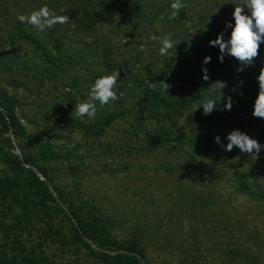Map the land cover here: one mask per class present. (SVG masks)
<instances>
[{
	"label": "rangeland",
	"instance_id": "obj_1",
	"mask_svg": "<svg viewBox=\"0 0 264 264\" xmlns=\"http://www.w3.org/2000/svg\"><path fill=\"white\" fill-rule=\"evenodd\" d=\"M109 2L117 8L113 19L89 35H73L77 28L72 25L64 39L70 56L63 55L58 67L50 68L44 54L31 51L30 33L39 30L18 20L29 10L0 1V176H13L27 202L37 200L30 190L38 200L44 199L29 187L27 173L13 175L14 160L29 156L34 161L32 169L47 180L57 203L50 201L33 214L0 220V242L5 228L22 234L21 238L11 236L12 245L26 248L8 249V256L20 259L34 252L38 264H106L72 240L64 210L74 203L90 218L103 219L115 237L137 233L150 264H236L235 255H225V243L231 248L252 235L264 242V201H251L238 190L239 183L247 180L264 194V150L256 159L235 146L226 152L214 137L219 135L226 144L227 134L239 129L264 144V118L252 115L259 91L257 76L264 72V44L243 72L237 71L235 58L225 57L221 63L219 49L209 46L208 41L232 20L233 7L240 0H183L172 30L162 23L169 19L172 0ZM139 4L149 5L150 10L140 9ZM136 11L142 17L134 16ZM190 31L196 33L187 34L189 47L182 39ZM167 33L182 41L161 57L159 45L150 36ZM12 48L27 54L12 59ZM206 55L211 62L202 65ZM202 66L207 67L209 80L202 78ZM117 69L118 99L107 105L97 102L94 119L77 118L76 104L88 99L97 74ZM149 71L158 74L150 77ZM219 81L226 82L223 93L228 92L232 100L245 99L246 105L235 112L225 110L217 93L220 111L204 115L192 99L180 108L178 118L169 109L149 103L143 94L149 88L186 100L196 92L210 95L212 83ZM123 108L136 113L114 119L95 135L90 133L96 123L105 122L108 113ZM9 112L20 126L6 123L4 116ZM156 118L172 132L159 144L148 136ZM197 127L202 132L212 130L208 146ZM40 142L52 143L60 157H43L46 152ZM189 162L193 171L186 167ZM201 162L215 163L217 169L205 170ZM14 209L16 214L19 208ZM25 224L30 230L21 232Z\"/></svg>",
	"mask_w": 264,
	"mask_h": 264
},
{
	"label": "trees",
	"instance_id": "obj_2",
	"mask_svg": "<svg viewBox=\"0 0 264 264\" xmlns=\"http://www.w3.org/2000/svg\"><path fill=\"white\" fill-rule=\"evenodd\" d=\"M2 1V0H0ZM5 2H10L17 8L24 9L26 8L31 13L33 10L38 9L42 6H47L53 11H59L60 9H67L66 14L69 16V21L65 24H57L53 28L48 29L46 32L41 33L40 31H33L30 33V41L33 43L32 52H40L45 56L46 66L53 68L58 67L59 58L62 59V56H70L69 49L67 48V42H65L66 31L70 29L73 25L75 29L72 34L77 36L89 35L98 31L103 24H108L109 21L114 16V11L117 10L116 7L111 5L109 0H4ZM115 1V0H113ZM143 4L140 6V9L146 7L150 10V6ZM136 8V7H135ZM136 9H139L137 6ZM121 10V9H119ZM122 13V12H121ZM119 15V14H116ZM123 14H120L122 17ZM142 13L134 12V16L138 17ZM140 17V18H141ZM177 20H163V25L166 29L172 30L176 24ZM22 29V28H21ZM20 29V30H21ZM23 31H27L26 28ZM36 39L39 42H36ZM70 39V38H69ZM30 42V43H31ZM31 43V45H32ZM53 51V52H50ZM27 54V51L21 52V50L12 48L11 57L12 59L18 58V56H24ZM61 62V61H60ZM155 73V74H153ZM150 77H155L158 72L149 71ZM144 98L147 99L149 103L154 104V106H161L165 109H169L173 114L179 118L182 115L181 107L186 105L190 100H194L195 104L198 106L209 97V94H200L196 92L195 96L188 98L186 100L182 97L171 96L165 97L162 94L150 90L149 88L144 89ZM225 96H228V92H224ZM203 95V96H202ZM246 100H237L233 99V105L231 112L241 109L246 105ZM202 109V107H198ZM172 109V110H171ZM221 106L213 111H220ZM203 110V109H202ZM136 113V110L132 108H123L118 110H113L106 115L105 122H98L93 126V129L90 133L93 135L104 130V127L108 126L114 119L129 117ZM137 114L142 118L143 113L137 112ZM5 117L7 124L18 125L19 122L16 120L14 114L9 112ZM171 119L170 115H167ZM144 119V118H143ZM140 120V122H144ZM201 120V119H200ZM156 124L153 125V131L150 130L148 133L149 138L152 141H156L158 144L166 141L171 137V131L166 130L165 124L161 122L158 118L154 119ZM174 123V122H173ZM198 132L201 131L202 137L205 138L204 145L208 146L212 142V130L209 128L202 132V129L196 128ZM177 134H180L181 131H175ZM204 133V134H203ZM159 134V137L158 135ZM183 135V133H181ZM192 141V140H191ZM156 144V145H158ZM42 148L45 149V154L43 157H60L57 152H55L54 146L50 142H40ZM190 163V164H189ZM186 167L190 168L193 171L194 168L189 162ZM16 168H12L14 171L13 175L28 174L29 178V187H32L36 190L38 195L44 197V199H39L37 194L30 190V196L32 199L27 202V198L24 195V190L20 189L19 182L16 181L13 176H0V220L5 218H15L19 214L23 216L25 213L33 214L34 210L37 207L45 206L48 207V203L54 202L57 206L55 198L52 196V192L49 190L50 186L48 185L47 180H41L38 174L32 169L31 166L34 165V161L29 156H24L23 161L19 159L14 160ZM28 165L27 170L25 166ZM205 170L213 171L217 169V164L210 162H201L199 164ZM18 169V170H17ZM47 174L44 172L42 176L45 178ZM47 177V176H46ZM47 179V178H46ZM49 180V179H48ZM254 185H251L249 181L242 180L239 183L238 190L243 193V195L249 200H262L264 201V194L259 186L256 185V189L253 188ZM18 188V191L14 192ZM55 188V186H54ZM57 191V188H55ZM47 203V205H46ZM264 203V202H263ZM18 207L19 211L15 214L14 207ZM17 209V208H16ZM65 214L70 223L69 233L72 237V240L75 243H82L90 254L91 257L106 263V264H150V262L145 258L143 244L137 236V233H131L126 237H115L111 234L110 230L107 228V223L103 219H92L86 214L83 210V207L74 203H69L65 210ZM27 228H24V225L21 228V232L29 231L30 226L25 224ZM50 225V224H49ZM29 226V227H28ZM3 232V241L0 242V264H38L37 257H35L34 252L30 256H22L20 259L16 256L9 255V251L12 252L13 249L18 246L12 245L10 243L11 236L21 238L22 234H16L15 231H11L5 228L1 230ZM243 238V237H242ZM18 241V239H16ZM227 251L225 255L229 254L236 256V264H264V242L259 240L255 235L250 236L249 239H242L239 243H235L229 248L227 243L225 245ZM9 249V251H8ZM19 249L26 250L24 246L19 245ZM231 252H233L231 254ZM226 262V260H225Z\"/></svg>",
	"mask_w": 264,
	"mask_h": 264
},
{
	"label": "clouds",
	"instance_id": "obj_3",
	"mask_svg": "<svg viewBox=\"0 0 264 264\" xmlns=\"http://www.w3.org/2000/svg\"><path fill=\"white\" fill-rule=\"evenodd\" d=\"M169 7L168 18L175 20L184 7L183 0H172ZM66 10L62 8L59 11H53L45 5L33 10L28 15H19L18 20L21 23L31 24L41 33H44L57 24H65L69 21L70 18L66 14ZM231 15L232 20L226 21L224 29L214 39H210L208 43L209 46L219 49L217 58L221 63L225 57L235 58L238 63L237 71L243 72L253 64L254 59L259 55L260 45L264 44V0H240L238 5H234ZM163 18L161 16V19ZM189 33L196 32L185 33V38L182 40H187L190 47L191 39L187 35ZM150 39L159 45L158 54L161 57H167L169 52L175 50L177 44L182 41L175 40L172 33L152 34ZM140 51H144L143 45H141ZM210 62L211 56L206 55L203 58L202 65H207ZM202 74L204 80H209L207 67L202 66ZM119 77L120 72L118 69L111 73H98L89 86L88 99L76 104L75 116L77 118L88 117L94 119L97 113V102L100 105H107L116 101L118 99L116 88ZM257 81L259 91L253 102L252 115L264 118V72L261 70L257 76ZM219 82V84L212 83L213 87L210 89L209 97L197 106L202 107L204 115H210L213 110L217 109L218 102L221 101L222 97L224 109L230 111L232 108L233 100L231 96H225L223 93V89L227 87L226 82ZM217 93L219 94L218 102L215 98ZM214 140L226 152L232 151L235 146L241 153L254 155L255 159L264 150V144L259 143L239 129H233L227 134L226 144L222 142L219 135H216Z\"/></svg>",
	"mask_w": 264,
	"mask_h": 264
}]
</instances>
